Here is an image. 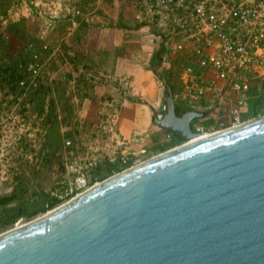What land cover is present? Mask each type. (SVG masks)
<instances>
[{
    "label": "rangeland",
    "instance_id": "obj_1",
    "mask_svg": "<svg viewBox=\"0 0 264 264\" xmlns=\"http://www.w3.org/2000/svg\"><path fill=\"white\" fill-rule=\"evenodd\" d=\"M132 9L128 0H0V198L12 197L0 205V234L83 192L78 176L89 188L156 155L147 145L122 150L117 115L124 99L156 100V127L166 108L163 79L178 110L203 106H178L180 58L159 53L163 37L138 23ZM106 31L121 69L106 66ZM255 73L250 81L260 78L264 89V71ZM248 96L245 120L264 115V101H250L251 87ZM205 117L201 122L217 127Z\"/></svg>",
    "mask_w": 264,
    "mask_h": 264
},
{
    "label": "water",
    "instance_id": "obj_2",
    "mask_svg": "<svg viewBox=\"0 0 264 264\" xmlns=\"http://www.w3.org/2000/svg\"><path fill=\"white\" fill-rule=\"evenodd\" d=\"M155 122L179 139L167 81ZM0 264H264V115L162 151L0 234Z\"/></svg>",
    "mask_w": 264,
    "mask_h": 264
},
{
    "label": "built area",
    "instance_id": "obj_3",
    "mask_svg": "<svg viewBox=\"0 0 264 264\" xmlns=\"http://www.w3.org/2000/svg\"><path fill=\"white\" fill-rule=\"evenodd\" d=\"M129 1L135 20L163 37L159 53L167 49L180 58L178 101L213 109L218 124L208 131L246 121L250 79L264 71V0ZM76 180L88 189L82 175Z\"/></svg>",
    "mask_w": 264,
    "mask_h": 264
},
{
    "label": "crops",
    "instance_id": "obj_4",
    "mask_svg": "<svg viewBox=\"0 0 264 264\" xmlns=\"http://www.w3.org/2000/svg\"><path fill=\"white\" fill-rule=\"evenodd\" d=\"M102 33L103 31L101 30L100 35ZM106 33H107V46L109 45L106 48L107 52H105L108 60V62L106 61V66L108 67V69L111 67H113L114 69L116 68L121 69L122 64L120 63V59L118 58L117 55L115 56L114 50L111 51L114 47V43L112 41H109L110 32L106 31ZM97 46L98 47H95L93 45L94 48H99V43L97 44ZM110 46H111V50L109 49ZM98 54L100 55L102 53H98ZM101 56L104 57L105 55H101ZM259 79L260 78H258L253 83L251 81L252 84L251 96H250L251 102L252 101L258 102V100L260 99L262 100V102L264 101V89L261 88V84L258 81ZM262 84H264L263 81ZM179 102H180L178 105L179 107H186L183 102L181 101ZM121 103L123 104V106L119 110L117 115V128L121 142L122 144H124L122 150L124 151L135 150L137 152L144 150L143 146L147 145V146H152V152L158 154L161 151L166 150L167 147H171L172 145L178 143V138L175 135H173L168 130L162 127L159 126L156 127L153 125V120H154L153 109H156V107L152 105L157 103L156 100L154 102L152 101L148 103L142 101L130 102L124 99ZM149 105H151L152 107H150ZM124 110H126L125 115L123 114ZM192 111H196V112L198 111V113L202 112L201 117L197 118L199 119V121H197V123H194L195 125H202L208 129H211L213 128V126H215L214 124L215 122L212 123L211 120L207 125L201 122V120L207 115L210 116L212 119H215L214 116H212L211 112L207 110L206 106L203 105L202 107L194 108V110ZM158 117H160V115H158ZM204 119H206V117Z\"/></svg>",
    "mask_w": 264,
    "mask_h": 264
},
{
    "label": "bare ground",
    "instance_id": "obj_5",
    "mask_svg": "<svg viewBox=\"0 0 264 264\" xmlns=\"http://www.w3.org/2000/svg\"><path fill=\"white\" fill-rule=\"evenodd\" d=\"M248 121H249V119H248ZM245 122V121H244ZM219 131H221V130H217V131H212V132H208V131H204V130H202V131H198V132H196L194 135H192L189 139H187V140H182V142L180 143V144H178V145H176V146H173V147H171V148H169V149H166V150H164L165 152L167 151H169L170 149H172V148H175V147H180V146H182V145H185V144H187V143H190V142H192V141H194V140H197V139H201V138H204V137H207V136H210V135H212V134H214V133H216V132H219ZM136 165V164H135ZM129 168V167H128ZM85 191V190H84ZM82 193V192H81ZM80 194V193H79ZM74 198V197H73ZM72 199V198H71ZM68 201H66V202H63V203H61V204H59L58 206H56V207H54V208H52V209H56L57 207H60V206H62V205H64V204H66ZM50 210H48V212H49ZM47 212V211H46ZM46 212H44V213H42V214H40V215H38L37 217H35V218H33V219H31V220H34V219H37L38 217H41L42 215H44ZM30 220V221H31ZM25 223H27V222H25ZM25 223H16L15 225V227H20V226H22V225H24ZM14 228V227H13ZM10 229H12V228H10ZM10 229H8V230H10ZM5 232V231H4ZM3 232V233H4ZM2 234V233H1Z\"/></svg>",
    "mask_w": 264,
    "mask_h": 264
},
{
    "label": "trees",
    "instance_id": "obj_6",
    "mask_svg": "<svg viewBox=\"0 0 264 264\" xmlns=\"http://www.w3.org/2000/svg\"><path fill=\"white\" fill-rule=\"evenodd\" d=\"M3 68V67H2ZM7 68H5L4 70H6ZM10 198H12V197H2V198H0V205L2 204V203H4V202H6V201H8ZM50 204H52V203H49L48 205H50ZM18 215H19V213L18 214H15V215H11V216H8L7 217V221H13L14 219H16L17 217H18Z\"/></svg>",
    "mask_w": 264,
    "mask_h": 264
}]
</instances>
